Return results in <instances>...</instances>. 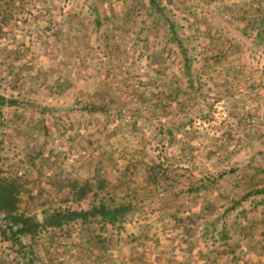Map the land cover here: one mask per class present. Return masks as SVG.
Returning a JSON list of instances; mask_svg holds the SVG:
<instances>
[{
  "label": "rangeland",
  "instance_id": "1",
  "mask_svg": "<svg viewBox=\"0 0 264 264\" xmlns=\"http://www.w3.org/2000/svg\"><path fill=\"white\" fill-rule=\"evenodd\" d=\"M151 2L0 0L20 212L134 207L27 238L38 264H264V0ZM19 251L0 235V264Z\"/></svg>",
  "mask_w": 264,
  "mask_h": 264
},
{
  "label": "trees",
  "instance_id": "2",
  "mask_svg": "<svg viewBox=\"0 0 264 264\" xmlns=\"http://www.w3.org/2000/svg\"><path fill=\"white\" fill-rule=\"evenodd\" d=\"M152 5L157 6L155 0ZM15 100L0 95V129L5 125L2 121V107L16 105ZM2 154L0 152V162ZM100 187V188H99ZM103 188V183L95 188L92 183L77 181L70 184L71 195L76 201L84 200L90 193L98 196ZM22 186L18 180L10 178L0 168V235L3 239L10 240L20 248V255L25 264H38L36 249L33 244H26L24 240L40 235L48 229H63L75 223L87 225L97 222L102 229L107 224L122 226L134 210L131 202L108 205L105 198L89 208L51 207L44 209L41 216L29 215L20 212L18 197ZM96 189H98L96 191Z\"/></svg>",
  "mask_w": 264,
  "mask_h": 264
},
{
  "label": "crops",
  "instance_id": "3",
  "mask_svg": "<svg viewBox=\"0 0 264 264\" xmlns=\"http://www.w3.org/2000/svg\"><path fill=\"white\" fill-rule=\"evenodd\" d=\"M123 255H125V254H121V253H120V254L117 255V256H118V257H121V256L123 257ZM115 261H118V260H114V262H115ZM131 262H132V264H134L133 261H131Z\"/></svg>",
  "mask_w": 264,
  "mask_h": 264
},
{
  "label": "built area",
  "instance_id": "4",
  "mask_svg": "<svg viewBox=\"0 0 264 264\" xmlns=\"http://www.w3.org/2000/svg\"><path fill=\"white\" fill-rule=\"evenodd\" d=\"M248 121H249V118H248Z\"/></svg>",
  "mask_w": 264,
  "mask_h": 264
}]
</instances>
